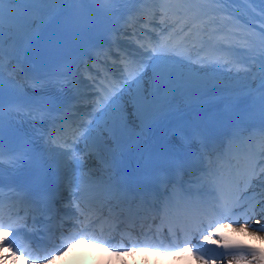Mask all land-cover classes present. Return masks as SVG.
<instances>
[{
  "label": "snow or ice",
  "instance_id": "snow-or-ice-1",
  "mask_svg": "<svg viewBox=\"0 0 264 264\" xmlns=\"http://www.w3.org/2000/svg\"><path fill=\"white\" fill-rule=\"evenodd\" d=\"M17 2L29 5L33 14L15 29L6 30L0 24V165L15 169L30 157L31 140L14 127L22 120L44 125L45 143L67 153L70 161L83 164L94 151L86 141L99 125L98 116L119 122L124 113L118 98L130 84L137 85L133 103L146 107L141 82L149 69L154 73L149 82L153 89L169 90L177 83L201 88L227 85L233 105L250 98L249 116L255 123L238 121L225 146L203 149L206 171L198 177L194 195L172 184L170 194L162 199H135L110 183L93 182L88 172L80 170L61 212L7 187L8 202L0 195V264H17L20 258L46 259L85 234L106 244L117 258L188 255L197 264H264V0ZM231 3L245 5V14L250 16L247 23L240 16L222 19L217 15L227 9L214 6ZM84 4L90 6L91 16L74 26L75 34L105 18L119 16L122 22L117 38L109 36L106 50L100 46L93 57L96 76L84 83L70 66L57 65L44 75L25 77L30 83L22 85L14 67L20 64L21 47H30L66 5ZM157 28L154 41L141 42L147 38L141 33ZM129 32L130 42L136 44L131 51L119 39ZM176 37L184 43H174ZM189 45L198 63L191 55L181 54V48ZM209 48L206 56H200ZM225 76L232 79L225 80ZM49 85L59 93H70L71 99L57 109L51 96L34 99L28 94L42 93ZM254 188L259 191H251ZM4 189L0 186V193ZM156 221L160 226H152Z\"/></svg>",
  "mask_w": 264,
  "mask_h": 264
},
{
  "label": "bare ground",
  "instance_id": "bare-ground-1",
  "mask_svg": "<svg viewBox=\"0 0 264 264\" xmlns=\"http://www.w3.org/2000/svg\"><path fill=\"white\" fill-rule=\"evenodd\" d=\"M21 4L22 3L17 2V0H2V2H0V24H2L4 28H5L4 19H2L1 16L2 15L6 16L9 13H13L14 10L12 6L20 7ZM237 4L241 5L242 7L244 6V7L238 8V6L236 5L234 6L231 3V5L234 7V11L236 13L241 11L242 16L247 15L245 14V5L240 4V3H237ZM70 6L71 5H66L64 8V11ZM52 23L48 25H51ZM183 49L184 48H181V50ZM22 55H23V46L21 47V50H20V56H19L20 60L22 59ZM192 59L196 63L199 62L196 60L195 57H193ZM15 66L16 68H19L18 67L19 65H15ZM151 70L152 69H149V71L145 73V79L141 82L144 93L147 92V95H146L147 105L145 108H141L137 104L133 103V97L137 93V85L135 83L130 84L127 87V89L121 94V96L118 98L119 104L122 103V102L120 103V101L122 100L124 101V103L121 104L122 112L124 113L123 117L121 118V122H122V125L127 128L125 134L127 138L129 139V143L131 142V144L136 148H139V147L141 148L144 145L146 137L143 136V133H145L146 131L140 128L141 126L139 122L137 123L135 122V119L137 120L135 112L140 113L139 117L142 120H149L150 118L154 117L156 115L154 113V108L162 112V115H166L165 109L163 108V103L158 102L156 100L158 97L157 93L151 96V92H154V89L149 87V82L151 81L154 75ZM193 71H198L199 74L201 75L206 74L204 70H193ZM225 80H231V77L227 76ZM180 85L182 84L177 83L174 87L168 90L170 97H171V94H175L179 91ZM253 87H256V85L253 84ZM133 92H135V95H133ZM248 100H250V98L241 99L239 102L248 101ZM204 108L209 109V117H207L206 119L200 116L203 113V111H200V109H204ZM236 108L237 106L233 105V102L229 95V90H228L227 85H217V86H211L207 90V93L203 96L201 100L186 99V102L180 105L177 111H175L174 113H171L170 117L177 118L180 121L182 118H187V117L189 118L190 115L197 116V114L199 113V117L198 116L197 117L200 118L201 121H204V124L206 125L204 132H206V134H209L211 126L213 125L220 126L221 124V122L213 120V117L215 114L222 115V112L225 110L227 111V113H232ZM128 113L130 114L128 115ZM107 120L109 121V118L105 115L98 116L99 125L105 126L108 122ZM99 125H98V128L102 127ZM94 131H97V130H94ZM89 161H86L87 165L85 167L82 166L81 170L88 172L89 177L93 182L105 184L106 177L108 174L106 170V166H105V160L101 158H93L91 163H89ZM251 191L258 192L259 189L254 188ZM205 249L213 251L210 248H205ZM119 259H123L127 261V264H135L138 260L142 259V254H138L135 256L125 255ZM176 259H177V264H197L195 259L192 256H188V255H185L184 257H178ZM157 261H161L162 264H164L163 256L157 255L155 257H151L149 261H144V264H155ZM22 262L23 260L19 259L17 264H21ZM10 264H12L11 261H10Z\"/></svg>",
  "mask_w": 264,
  "mask_h": 264
},
{
  "label": "clouds",
  "instance_id": "clouds-1",
  "mask_svg": "<svg viewBox=\"0 0 264 264\" xmlns=\"http://www.w3.org/2000/svg\"><path fill=\"white\" fill-rule=\"evenodd\" d=\"M94 247L102 249L103 253L96 256L86 254L87 249ZM114 258L117 257L106 244L85 234L72 239L62 253H53L46 259L28 261V264H127L123 259ZM4 264H10V261H5Z\"/></svg>",
  "mask_w": 264,
  "mask_h": 264
},
{
  "label": "rangeland",
  "instance_id": "rangeland-1",
  "mask_svg": "<svg viewBox=\"0 0 264 264\" xmlns=\"http://www.w3.org/2000/svg\"><path fill=\"white\" fill-rule=\"evenodd\" d=\"M12 8L14 10L13 13H9L6 16L5 15L1 16V18L4 19L5 29H9V28L15 29L23 19H25L27 17H30L33 14L30 11V9H25V8L16 7V6H12ZM183 53H185L184 55H191V57L195 55L194 53L188 52V51H184ZM226 77L227 76H225V78ZM231 79H232V77H231ZM191 86L195 87V93L190 92ZM205 92H206L205 88H201V87H198L196 85H184V84H182V89H181V92H180L181 93L180 94V98L178 99L176 104L171 103V101L169 99L168 90H166V92L162 93L160 95V97H158L156 100L158 102H162L163 103V108H167V109L170 108V109L175 111V110L178 109V107L180 105H182L184 102H186L185 98H187V97H191V98L196 97L197 99H201ZM146 95H147V92H145V96ZM129 112H130V110H129ZM154 113L155 114H159L161 112L154 108ZM128 115H129V113H128Z\"/></svg>",
  "mask_w": 264,
  "mask_h": 264
}]
</instances>
